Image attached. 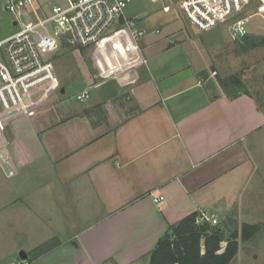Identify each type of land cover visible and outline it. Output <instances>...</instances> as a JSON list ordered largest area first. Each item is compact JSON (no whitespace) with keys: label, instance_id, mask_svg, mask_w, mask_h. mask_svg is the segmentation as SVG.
Instances as JSON below:
<instances>
[{"label":"crops","instance_id":"1","mask_svg":"<svg viewBox=\"0 0 264 264\" xmlns=\"http://www.w3.org/2000/svg\"><path fill=\"white\" fill-rule=\"evenodd\" d=\"M137 17L144 36L129 35L123 13L97 44L75 51L74 69L63 77L55 68L61 86L88 89L83 113L42 100L7 123L0 264H148L169 225L193 212L261 210L258 100L200 76L206 41L188 44L184 16L161 37L155 17Z\"/></svg>","mask_w":264,"mask_h":264},{"label":"built area","instance_id":"2","mask_svg":"<svg viewBox=\"0 0 264 264\" xmlns=\"http://www.w3.org/2000/svg\"><path fill=\"white\" fill-rule=\"evenodd\" d=\"M34 0H6L5 9L15 16L19 29L0 39V163L8 173V155L4 132L9 120L16 115L28 114L41 99L40 92L54 86L56 75L52 56L63 40L85 48L97 44L110 26L122 15L131 0H65L51 5L48 13L34 20L25 7ZM162 3L163 11L171 4L165 0H148ZM184 18L199 30H208L225 21L229 24L232 41L248 33L246 24L250 16L238 17L251 0H173ZM135 20H124L130 36L136 40L144 30L135 27ZM53 26V29L49 27ZM215 73V72H213ZM88 89L76 95L85 101ZM160 196L158 199H162ZM196 221L217 224V218L207 211L198 212ZM8 264H30L22 258Z\"/></svg>","mask_w":264,"mask_h":264},{"label":"rangeland","instance_id":"3","mask_svg":"<svg viewBox=\"0 0 264 264\" xmlns=\"http://www.w3.org/2000/svg\"><path fill=\"white\" fill-rule=\"evenodd\" d=\"M63 1L65 0H34L30 7L29 5L25 7L28 15L23 18L34 20L36 16L42 17L48 13L52 4ZM5 2L6 0H0V39L19 29L15 16L5 9ZM165 2L171 4L169 12H164L160 3H151L148 0H131L125 7L123 13L130 19L138 16L137 18H139L140 21L144 18L149 20V16L155 17V20L150 23V26L153 29L156 27L160 28L162 25V32L157 34V37H161L166 34L168 30L167 23L170 20L177 22V20L180 21L181 18L183 19V15L178 10L173 0H165ZM178 16L181 18L179 19ZM242 16H250L246 24L249 35L251 34L264 38V0H251L244 6L238 17ZM230 23L231 21H225L203 32H199L194 26L191 27L194 31L185 27L186 32L189 34V37H187L188 44L200 45L204 39L206 41V43L203 44V50L208 55V66L203 70L206 72L201 75L203 78L207 80L211 79L212 82L215 80L216 82V77L236 74L244 82V86L240 88V90H248L258 100L260 106L264 110V45L248 51H239V46L233 44L230 37ZM124 26L126 27L125 23ZM49 27L53 29L52 25H49ZM144 31L146 32L147 30ZM124 41L126 45L130 44L126 37H124ZM170 42L175 43V40H171ZM82 49L83 48L78 47L76 44L63 40L52 56L54 70L57 68L64 77L67 72L65 70H71L77 66L79 60L75 57V54L77 50L82 51ZM61 79L60 75H57L54 86L40 92L41 95L39 100H47L46 103L54 102L56 108L61 107L65 111H70L71 113H83L87 99L80 102L75 97L76 91L80 89L79 85L73 83L72 85L68 84L63 87L58 83ZM56 96L59 97L61 103L56 100ZM41 101L39 103H41ZM100 113L101 112H96L95 114L99 117ZM254 210L253 207L249 214L231 212V216L235 218L238 225L242 223L241 219H247L250 222L259 224L260 227V230L251 239L239 241V253L237 252V257L231 264H264V259H262L260 255L257 259L253 257L254 253L263 254L262 257L264 256V201L261 210H257V212ZM225 218L220 219V217H218L217 222L220 223ZM224 245L225 242H222V248ZM0 248L2 247L0 246Z\"/></svg>","mask_w":264,"mask_h":264},{"label":"trees","instance_id":"4","mask_svg":"<svg viewBox=\"0 0 264 264\" xmlns=\"http://www.w3.org/2000/svg\"><path fill=\"white\" fill-rule=\"evenodd\" d=\"M232 42L239 46V51H248L263 46L264 38L247 33ZM205 73L201 71L200 76ZM216 82L230 97L242 92L254 97L248 90H240L244 82L236 74L216 77ZM198 214L193 212L169 225L150 252L148 264H229L239 250V241L251 239L260 230L257 223L238 225L231 213L217 224L197 222ZM222 242H225L223 248Z\"/></svg>","mask_w":264,"mask_h":264}]
</instances>
